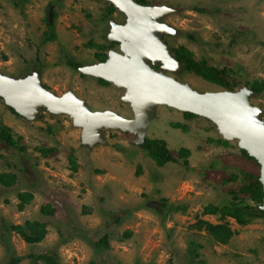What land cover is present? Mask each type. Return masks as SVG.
Returning a JSON list of instances; mask_svg holds the SVG:
<instances>
[{
  "label": "rangeland",
  "instance_id": "374dc122",
  "mask_svg": "<svg viewBox=\"0 0 264 264\" xmlns=\"http://www.w3.org/2000/svg\"><path fill=\"white\" fill-rule=\"evenodd\" d=\"M144 1L174 9L162 21L178 34L164 35V41L185 46L198 61L231 68L233 91L264 82V0ZM110 3L0 0V72L18 78L38 69L52 92L71 90L93 111L133 118L122 99L125 89L73 66L95 64L98 54L119 51L118 42L109 48L110 22L124 24L126 15L118 9L108 14ZM167 73L200 92L228 90L184 68ZM251 101L264 111V89ZM2 125L17 145L0 139V175L15 176L10 186L0 182V264L14 254L21 257L19 264H48L45 255L58 264H264V217L240 225L233 217L205 213L208 205L222 208L236 198L252 203L241 188L249 182L245 174L261 171L210 119L159 106L147 137L164 139L178 158L164 165L132 141L133 133L106 129L108 144L90 147L69 116L43 109L39 119L28 120L0 97ZM181 149L190 154L181 155ZM20 192L34 195L23 209ZM46 206L53 212L43 210ZM200 219L227 222L234 235L227 243L215 241L196 228ZM28 220L46 224L40 242L7 234L3 225Z\"/></svg>",
  "mask_w": 264,
  "mask_h": 264
},
{
  "label": "water",
  "instance_id": "95a60500",
  "mask_svg": "<svg viewBox=\"0 0 264 264\" xmlns=\"http://www.w3.org/2000/svg\"><path fill=\"white\" fill-rule=\"evenodd\" d=\"M107 1L126 15L124 24L110 22L108 39L119 43V51L111 49L105 61L79 70L125 89L122 99L130 104L133 118L112 110L93 111L71 90L62 95L52 92L43 84L38 69L18 78L0 72V97L28 120L39 119L43 109L69 116L74 126L82 129V143L90 147L108 144L106 129L133 133L132 141L144 144L159 106L191 112L210 119L224 139L238 141L239 147L260 164L264 190V111L251 101L256 92L248 86L237 91L200 92L180 82L167 71L180 72L183 64L163 38L178 34L162 21L174 9L136 0ZM259 208L264 210V198Z\"/></svg>",
  "mask_w": 264,
  "mask_h": 264
},
{
  "label": "trees",
  "instance_id": "16d2710c",
  "mask_svg": "<svg viewBox=\"0 0 264 264\" xmlns=\"http://www.w3.org/2000/svg\"><path fill=\"white\" fill-rule=\"evenodd\" d=\"M141 4H146L144 0H137ZM117 10V8L110 3L108 7V14H112ZM116 42H113L109 45V48H113ZM91 46H96L100 50L104 51L108 49V46L98 45L90 42ZM173 55L183 64L184 71L193 72L196 75L202 77L203 79L217 84L219 86L225 87V89L233 91L235 89V84L231 83L229 80L230 74L233 72L231 68L223 67L218 68L208 64L205 60L198 61L195 59L194 53L190 51L185 46L171 47ZM99 61H105L108 57V53L102 52L98 54ZM73 66L80 67L78 63L73 64ZM98 81L102 84H110V82L98 78ZM250 88L253 89L256 93H260L264 89V82L255 81L250 84ZM14 112L15 110L11 108ZM187 117H195L196 114L191 112H184ZM176 126H180L179 123ZM0 139L4 140L8 145L15 146L17 145L16 140L10 133V129L4 125L0 126ZM142 147L146 149L149 155L157 162L158 165H164L167 162H177L176 158L169 148L167 147V142L164 139L158 138H146L145 143L142 144ZM243 153L247 156L248 153L245 150H242ZM181 155L188 156L190 151L188 149H181ZM248 178V183L241 188V191L249 193L252 203H247L245 200H236L231 203V205L224 206L222 208L216 205H208L205 208V213L217 214L220 213L222 218L233 217L240 225L249 224L254 218L264 217V210L259 208V205L263 202L264 190L263 185L260 181V175L245 174ZM15 176H11L7 173H2L0 175V182L6 186H10L14 182ZM34 195L28 192H20L19 198L21 202L19 208L23 209L25 204L30 202L33 199ZM47 208L48 212H53L50 210V207H43V210ZM4 228L7 234L12 232H17L23 236V238L29 243H37L43 240L47 233L46 224L37 220H28L25 224H12V223H3ZM196 228L199 230H206L213 235L215 241L220 243H227L230 238L234 235V231L230 228L229 223H220L212 224L209 221L200 219L196 224ZM5 237V235H4ZM105 241L102 240V242ZM7 243V240L4 241ZM45 259L48 264H58L57 260L51 256H41ZM21 257L18 255H12L10 260L6 264H19Z\"/></svg>",
  "mask_w": 264,
  "mask_h": 264
}]
</instances>
